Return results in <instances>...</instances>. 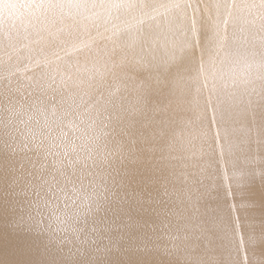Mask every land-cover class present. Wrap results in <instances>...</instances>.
I'll return each instance as SVG.
<instances>
[{"label": "bare ground", "instance_id": "obj_1", "mask_svg": "<svg viewBox=\"0 0 264 264\" xmlns=\"http://www.w3.org/2000/svg\"><path fill=\"white\" fill-rule=\"evenodd\" d=\"M0 264H264V0H0Z\"/></svg>", "mask_w": 264, "mask_h": 264}, {"label": "rangeland", "instance_id": "obj_2", "mask_svg": "<svg viewBox=\"0 0 264 264\" xmlns=\"http://www.w3.org/2000/svg\"><path fill=\"white\" fill-rule=\"evenodd\" d=\"M199 112H200V113H205V109L201 108V109L199 110Z\"/></svg>", "mask_w": 264, "mask_h": 264}, {"label": "snow or ice", "instance_id": "obj_3", "mask_svg": "<svg viewBox=\"0 0 264 264\" xmlns=\"http://www.w3.org/2000/svg\"><path fill=\"white\" fill-rule=\"evenodd\" d=\"M106 211V210H105ZM129 219H131L130 217H129Z\"/></svg>", "mask_w": 264, "mask_h": 264}]
</instances>
